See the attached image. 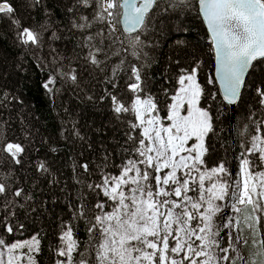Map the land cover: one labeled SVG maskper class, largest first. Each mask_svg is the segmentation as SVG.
Returning a JSON list of instances; mask_svg holds the SVG:
<instances>
[{
	"label": "snow or ice",
	"instance_id": "snow-or-ice-1",
	"mask_svg": "<svg viewBox=\"0 0 264 264\" xmlns=\"http://www.w3.org/2000/svg\"><path fill=\"white\" fill-rule=\"evenodd\" d=\"M20 6L30 10V19L36 12L43 19L26 25L10 0H0V25L10 30L13 47L24 58L17 71H26L25 64L33 61L53 108L58 96L71 90L82 102H107L112 120L127 123L125 139L117 145L119 162L115 149H103L94 161L73 167L80 190L68 208L72 221L84 222L86 241L77 238L71 221H61L53 264H264V80L255 87L259 109L249 116L254 134L233 155L237 179L226 160L207 166V141L217 132L201 102L217 96L199 82L201 61L185 56L190 63L183 66L179 56L171 59L177 86L172 92L163 89L165 99L159 102L151 93L146 71L151 59L144 51L157 18L179 19L170 9H189L209 34L214 68L207 83L219 84L228 105L241 103L248 78L264 71V0H70L69 30L79 49L75 63L56 47L63 36L44 0H20ZM173 43L178 51L188 47L184 38ZM83 71L104 85L101 95L87 91L93 85L83 83ZM122 91L130 94L127 100ZM23 103L0 92V109ZM64 111L63 138L84 140L79 121ZM7 124L0 120V127ZM22 131L30 140L26 125ZM27 154L23 143L0 136V158L22 168ZM35 170L49 172L44 161ZM0 198V231L11 235L17 209L36 211L27 207L33 197L23 187L0 182ZM40 245L39 234L18 242L0 238V264H38Z\"/></svg>",
	"mask_w": 264,
	"mask_h": 264
},
{
	"label": "trees",
	"instance_id": "trees-1",
	"mask_svg": "<svg viewBox=\"0 0 264 264\" xmlns=\"http://www.w3.org/2000/svg\"><path fill=\"white\" fill-rule=\"evenodd\" d=\"M10 2L17 7L18 15L24 24L36 25L37 21H42V13L36 12L30 19V10L21 7L20 0H10ZM69 3L70 0H44V7L51 13L52 22L59 27L63 36L62 40L56 42V47L75 63L79 49L76 47L77 37L69 30L72 19L66 11V5ZM175 12H179V19L157 18V22L145 36L150 44L144 51L151 59V64L146 68L151 93L159 102H163L165 98L162 90L167 88L172 92L177 86L175 82L177 66L170 63L171 59L179 56L183 66H188L190 63V59H185V56H195L201 61L199 82L217 96L215 100L207 99L201 102L202 107L209 109L217 132L216 135H210L207 141L209 152L205 159L209 168L226 160V167L231 172L232 167L235 169L238 167L233 155L240 153L241 143L247 142L255 131V125L249 116L254 110L259 109L255 87L260 86V82L264 80V71L258 70L248 78L249 87L244 90L243 100L237 104L235 119L231 122L229 109L219 97L216 86L207 83V78L212 75V54L201 19L189 9L184 11L170 9L169 14L174 15ZM183 29H187L186 34ZM177 38L186 39L188 47L178 51L173 43ZM22 59H24L23 54L13 47L10 30L0 25V92L7 91L24 101L23 105L13 104L10 108L0 109V120L8 121L7 125L0 127V136L6 135L10 140L23 143L28 152L22 168L13 165L7 159L0 158V182L5 183L9 188L23 187L33 197L27 207L36 208L35 212L17 209V216L11 220L16 226V231L11 235L0 231V238L9 242H18L30 240L33 235L39 234L41 252L36 257L38 264H53L51 249L57 244L56 237L61 221H71L76 229L77 238L82 242L86 241L84 222L72 221V213L68 208V201H74L80 190V186L73 179V167L82 162L94 161L97 151L103 149L109 151L115 149V159L119 162L121 150L117 145L123 143L125 139L127 123L121 124L112 120L107 102L103 104L82 102L71 90L58 96L53 108L40 86L44 75L34 67L33 61L29 59L25 64L26 71H17L15 66ZM80 63L82 66V61ZM261 67L264 68V65ZM82 76L85 85L90 82L93 85L87 89L88 92L97 96L103 93L102 83L97 84L87 71H83ZM123 82L122 80L121 84ZM80 95L82 96L83 93ZM128 95L130 94L121 92L125 100ZM65 108L71 111L74 120L79 121L78 126L84 140L77 138L66 141L61 135L64 120L68 119ZM258 116L259 112L253 119ZM132 118L128 116L127 120ZM25 125L26 130L31 134L30 140L25 139L22 131ZM89 145L92 147L89 148ZM53 147L56 148L55 152L51 151ZM38 161L47 164L48 173L41 174L35 170ZM110 170L115 171V169ZM81 179L85 177L82 175ZM226 214L234 215L230 210H226ZM19 224H23L24 227L19 228ZM244 255L247 256L246 251Z\"/></svg>",
	"mask_w": 264,
	"mask_h": 264
},
{
	"label": "water",
	"instance_id": "water-1",
	"mask_svg": "<svg viewBox=\"0 0 264 264\" xmlns=\"http://www.w3.org/2000/svg\"><path fill=\"white\" fill-rule=\"evenodd\" d=\"M201 21H202V20H201ZM202 23H203V22H202ZM203 25H204V28H205V30H206L207 37H209V34H208V32H207L206 25H205L204 23H203ZM212 68H214L213 58H212ZM212 74H213V69H212ZM215 86H216V88H217V92H218L219 97L221 98V100L223 101V103L228 107V109H229V113H230V116H231V122H233V121H234V117H235V113H236V106H237V104H236V105H228L227 102L223 100L222 92H221V90H220V86H219V84H216Z\"/></svg>",
	"mask_w": 264,
	"mask_h": 264
},
{
	"label": "rangeland",
	"instance_id": "rangeland-1",
	"mask_svg": "<svg viewBox=\"0 0 264 264\" xmlns=\"http://www.w3.org/2000/svg\"><path fill=\"white\" fill-rule=\"evenodd\" d=\"M234 176H235L237 179H239L238 171H237V173H234Z\"/></svg>",
	"mask_w": 264,
	"mask_h": 264
}]
</instances>
